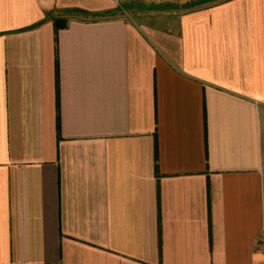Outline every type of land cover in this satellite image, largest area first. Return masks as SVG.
<instances>
[{
  "label": "crops",
  "instance_id": "0c3cea01",
  "mask_svg": "<svg viewBox=\"0 0 264 264\" xmlns=\"http://www.w3.org/2000/svg\"><path fill=\"white\" fill-rule=\"evenodd\" d=\"M0 264H264V0H0Z\"/></svg>",
  "mask_w": 264,
  "mask_h": 264
},
{
  "label": "trees",
  "instance_id": "16d2710c",
  "mask_svg": "<svg viewBox=\"0 0 264 264\" xmlns=\"http://www.w3.org/2000/svg\"><path fill=\"white\" fill-rule=\"evenodd\" d=\"M54 24H55L56 30H59L60 28H63L66 26V19L62 20L60 18H55Z\"/></svg>",
  "mask_w": 264,
  "mask_h": 264
},
{
  "label": "rangeland",
  "instance_id": "374dc122",
  "mask_svg": "<svg viewBox=\"0 0 264 264\" xmlns=\"http://www.w3.org/2000/svg\"><path fill=\"white\" fill-rule=\"evenodd\" d=\"M129 1H130V0H129ZM123 4H124V5H129V6H130V3L128 4L127 2H126V3L123 2ZM129 9H132L133 12H135V13L137 12V10H135L134 8H129Z\"/></svg>",
  "mask_w": 264,
  "mask_h": 264
}]
</instances>
